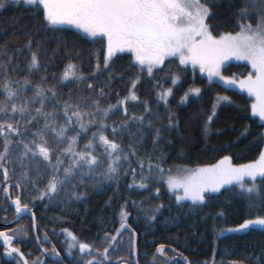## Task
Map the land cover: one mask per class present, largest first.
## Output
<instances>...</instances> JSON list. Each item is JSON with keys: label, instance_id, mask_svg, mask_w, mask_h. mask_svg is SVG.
I'll list each match as a JSON object with an SVG mask.
<instances>
[{"label": "snow or ice", "instance_id": "6c2138e0", "mask_svg": "<svg viewBox=\"0 0 264 264\" xmlns=\"http://www.w3.org/2000/svg\"><path fill=\"white\" fill-rule=\"evenodd\" d=\"M221 6L237 31L218 30ZM21 8L29 16L8 17L11 32L0 20V193L5 203L34 220L36 201L50 203L69 188L72 200L84 201L86 184L118 190L121 179L127 189L149 193V205L157 201L144 208L145 201L120 197L115 224L94 241L62 229L71 241L70 260L44 232L50 248L39 247L44 256L51 252L50 264H140L139 233L130 223L129 205L154 223L165 207L161 189L177 204L190 202L189 211L197 212L236 186L241 196L258 202L259 210L235 227L218 230L217 239L225 232L264 230V132L256 137L258 156L248 163H233L231 155H223L213 163L186 167L169 165L166 155V148L174 146L172 134H179L180 117L173 106L180 109L191 97L203 96L204 89L195 86L197 73L209 83L218 80L247 93L253 98L251 116L264 122V0H0V15ZM69 28L103 45V55L95 57L87 73L83 61L80 66L74 62L80 60L79 49L66 40L50 44L40 35L41 30ZM124 53L130 54L129 64L121 69ZM59 57L67 63L58 66L63 71L57 74L50 65ZM233 60L246 62L251 71L225 75ZM176 91L182 93L178 98ZM230 104V96L217 95L203 120L196 111L186 123L199 122L207 145L212 135L227 132L213 128L219 111ZM248 133L245 128L241 135ZM25 191L31 194L28 201ZM113 203L110 199L106 207ZM224 215L219 211L215 218ZM11 233L0 231V241L14 264H43L14 243L25 232L13 228ZM158 257L166 258L164 264H196L183 253L179 260L167 259L163 243L155 248L153 264H159ZM249 260L264 264V248Z\"/></svg>", "mask_w": 264, "mask_h": 264}, {"label": "trees", "instance_id": "16d2710c", "mask_svg": "<svg viewBox=\"0 0 264 264\" xmlns=\"http://www.w3.org/2000/svg\"><path fill=\"white\" fill-rule=\"evenodd\" d=\"M11 16L27 19L29 13L21 8L18 11L10 10L0 15V20L5 21L8 32H11L13 27L8 20ZM216 23L220 25L218 30L221 33L238 30L231 14L225 11L223 6L218 11ZM40 35L45 36L50 44H54L56 40H66L79 49L80 60L74 62L80 66V61H83L82 67L85 73L93 67L95 57L103 55V45L99 41L89 40L73 30L67 29L63 32L53 30L47 33L41 30ZM61 63L66 64L67 61L59 57L54 64L50 65L57 74L63 71V68L58 67ZM128 64L129 54H122L118 66L123 69ZM249 71L251 68L247 65L231 64L226 67L224 74L243 76ZM188 80L191 81L192 77L189 76ZM195 86L204 89L202 98L191 97L189 105L182 106L180 109L173 106V111L177 112L180 117L179 134L175 132L172 134L171 139L174 141V146L166 148V155L170 156L167 163L197 167L213 163L223 155H231L233 163H248L256 158L258 156L256 137L258 133L264 132V128L260 127L264 122L251 116L250 106L253 99L237 88H225L218 83H209L207 79L198 74L195 77ZM181 94L180 91L175 92L177 98ZM217 95L230 96L232 104L219 111V121L216 122L213 132L221 128H227V132L224 135H212L207 139L206 145L200 136L199 122L193 120L189 126L186 121L196 111L201 113L200 120H203ZM245 128L249 129L247 137L241 135ZM225 147L229 150H217ZM85 187L88 189V196L84 201L72 200L70 198L73 191L71 188L50 203L36 201L33 210L37 216L39 235L47 232L51 242L57 246L58 233H64L62 229L67 228L83 240L94 241L97 235L103 234L104 229H110L115 224L116 213L122 203L120 197L136 201L137 204L145 201L144 208L153 207L157 203L153 200L149 205L147 200L150 194L138 189L125 188L123 179L120 181L118 190L106 188L104 185L86 184ZM232 187L233 191H222V194H216V198L209 206H201L197 212L189 211L190 203L177 204L171 194H166L164 189H161L162 202L165 207L154 223L147 221L143 213L138 216L137 211L130 204L129 208L132 211L130 223L132 228L139 233L140 264H153L155 248L161 243L165 244L170 257L183 253L188 260L196 264H204V262L212 264L213 259L216 264H234V262L235 264H250L249 258L258 257L261 249L264 248V230L256 229L248 233L225 232L217 239L218 230L235 227L245 218L250 217L253 212L259 210L258 202L249 201L240 195L238 187ZM101 189L104 190L101 191ZM13 194L15 195V192ZM22 195L25 201L31 197L30 192L27 191ZM110 199H113L114 203L111 208H108L106 204ZM6 209H8V203H5L4 195L0 193V211ZM219 211H223L225 215L223 218L216 219V213ZM21 231L26 233L21 237L27 241L34 237L30 226ZM65 237L70 242L66 234ZM171 249H176V252L173 253ZM24 252L28 254L32 251L26 252L25 249ZM37 256L43 259L34 245L32 257ZM160 259V257L157 258L158 262ZM0 264H6L2 259L1 248Z\"/></svg>", "mask_w": 264, "mask_h": 264}, {"label": "flooded vegetation", "instance_id": "af4514ba", "mask_svg": "<svg viewBox=\"0 0 264 264\" xmlns=\"http://www.w3.org/2000/svg\"><path fill=\"white\" fill-rule=\"evenodd\" d=\"M0 214H1V216H0V229L1 230L0 231L9 232L10 235L12 234L11 229H13V228L18 229V230H24V229L29 228L30 224L33 225V219L32 218L31 219H30V217L20 218V215L16 214L14 212V207H10V201L8 202V209H6L5 211L3 210L2 212L0 211ZM35 218H37L36 215H35ZM15 221H18V223L14 224ZM33 227H34V225H33ZM46 231H48V230H46ZM43 234L44 233H41V235H39L42 238L41 244H43L44 247L50 248L49 244L44 243ZM58 236H59V242H58V245L56 246V248H57V250L60 251L61 256L64 257L65 260L66 259L70 260L71 258L68 257V255H67V244L70 243L71 241L70 242L67 241L64 233H58ZM14 243H16L17 246H19L22 249V251H24L25 249H26V252L32 251V252H30V254L33 256L34 244H33L32 240L27 241L18 235L16 238V241H14ZM0 248L2 249V259H3L4 263L14 264V261L12 263L7 262V260L5 258V253H4V246L0 245ZM36 249L37 250L39 249L38 245L36 246ZM73 253H74V255L77 254L76 250H73ZM166 253H167V259H169V260L172 259V257L169 256L167 249H166ZM41 255H42V253H41ZM42 256H43V259H42L43 264H47V262L48 263L51 262V260H52L51 252L49 253L48 256H44V255H42ZM175 257L178 260L180 259L179 256H175ZM160 258L161 259H160L159 263L164 264V261L166 258L165 257H160ZM181 264H182V261H181Z\"/></svg>", "mask_w": 264, "mask_h": 264}, {"label": "rangeland", "instance_id": "374dc122", "mask_svg": "<svg viewBox=\"0 0 264 264\" xmlns=\"http://www.w3.org/2000/svg\"><path fill=\"white\" fill-rule=\"evenodd\" d=\"M69 30H73V31H75V32H77L78 34H80V35H82L83 37H85V38H87V39H89V40H91L90 38H88V37H86V36H84V34L83 33H80L78 30H76V29H73V28H69ZM124 54H128V53H124ZM122 55V54H121ZM130 55V54H129ZM231 64H242V65H247V66H249L250 67V65H248L246 62H244V61H235V60H233V61H229L228 62V64L225 66V68L226 67H228L229 65H231ZM251 68V67H250ZM199 76H201V77H203V78H205V79H207L204 75H202V74H199V73H197ZM211 83H218V84H220V85H222L223 87H225V88H229L228 86H226V85H224L222 82H220V81H218V80H214V81H212ZM238 89V88H237ZM243 93H245V92H243ZM245 94H247V93H245ZM250 98H252V97H250ZM253 99V98H252ZM258 118V117H257ZM183 203H190V202H183ZM31 219V218H30ZM13 220V219H12ZM18 223V221H15L14 222V224H17ZM13 224V225H14ZM33 225H34V227H33ZM33 225L32 224H30V227H32V233H33V235H34V237L31 239L32 240V242L34 243V245L35 246H37L38 245V252L39 253H42V249L39 247V245L41 244V241H42V238L40 239V240H37L36 239V236L37 235H39L38 233V228H37V220H36V218H35V223H34V221H33ZM14 227V226H13ZM34 228V229H33ZM19 231H21V230H19ZM41 235V234H40ZM49 264V263H48Z\"/></svg>", "mask_w": 264, "mask_h": 264}, {"label": "water", "instance_id": "95a60500", "mask_svg": "<svg viewBox=\"0 0 264 264\" xmlns=\"http://www.w3.org/2000/svg\"><path fill=\"white\" fill-rule=\"evenodd\" d=\"M19 215H20V218H24V217H30V218H32V216L29 215V213H20ZM32 219H33V218H32ZM33 221H34V223H35V219H34ZM0 245H1V246H4L2 241H0ZM5 258H6V260H7L8 263H12V262H13V258L7 256L6 254H5Z\"/></svg>", "mask_w": 264, "mask_h": 264}]
</instances>
